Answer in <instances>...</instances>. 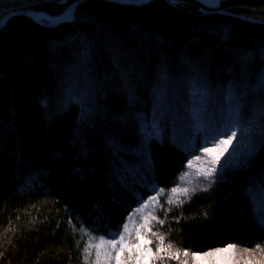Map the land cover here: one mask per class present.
<instances>
[{
    "label": "trees",
    "instance_id": "trees-1",
    "mask_svg": "<svg viewBox=\"0 0 264 264\" xmlns=\"http://www.w3.org/2000/svg\"><path fill=\"white\" fill-rule=\"evenodd\" d=\"M58 1L15 9L67 15L73 0ZM209 10L85 0L69 22L16 16L0 30V264H117L121 252L138 264L125 253L138 235L152 242L148 264L227 245L264 261V143L245 167L168 202L229 115L264 112V0ZM192 82L220 88L218 108L209 95L196 112ZM229 92L240 94L231 113Z\"/></svg>",
    "mask_w": 264,
    "mask_h": 264
},
{
    "label": "rangeland",
    "instance_id": "rangeland-1",
    "mask_svg": "<svg viewBox=\"0 0 264 264\" xmlns=\"http://www.w3.org/2000/svg\"><path fill=\"white\" fill-rule=\"evenodd\" d=\"M47 1L48 0H0V20L8 12L21 10L15 8L25 6L33 7L35 5L46 3ZM66 1L67 0H59L58 2L65 3ZM74 1L75 0H73L72 2ZM206 1L212 2V0ZM70 5L71 4H69V6ZM192 48L195 47L192 46ZM259 82H264V66L260 72ZM219 89L220 88H216V90L212 89L210 84L208 83L192 82L190 95L191 98L194 99L193 108L195 109V111L199 113L203 111V108L207 106L206 102L209 95L211 96L215 106L217 107V104L219 102L218 97L220 96ZM233 94L235 96L231 95L230 92L227 93L228 99H226V101H223V105L227 106L225 107V109H228L230 113V107L234 108L235 104L240 103V94H238V97L236 93ZM230 98L232 100H229ZM235 121L236 119L233 117V115H229L228 121L226 123L222 122V125H219V127L217 128L219 130L215 131L214 136L211 138L210 143H208L207 145V147H213L214 144L218 143L220 140L227 139V137L230 136L233 131L236 133V136L233 138V142L230 145L229 150L224 154L223 157H221L219 164L213 163L212 157L207 155L203 151V149L191 152L192 155L190 159L185 165L181 167L180 171L173 181V187L171 188L170 194L168 196L169 203L173 205L181 203L192 194L207 190L214 182H218L224 179V175H227L231 169H234L238 166L245 167L244 165L247 162L251 161L253 156L264 143V112L259 114L255 119H250L244 122L241 121L238 124L235 123ZM177 124V130H181L186 125L185 123L181 122H177ZM197 157H199V159H197ZM189 162H191V166H189ZM208 168L216 169L211 177H205V175H203V172ZM185 173H187L186 176H184ZM181 176H184V178L181 179ZM173 188H177L180 190L186 189L187 192L185 193L184 191H178L176 193H173ZM137 237L136 241L125 249V253L127 254V257L133 259L136 258L135 260H139L144 264L145 260H148L149 262L150 259H152L153 253L148 244L143 245L141 251H137L135 247V245L139 243ZM144 238L145 240H147L146 236H144ZM113 246L114 245L111 244V242L100 241L98 243L99 249L103 248V251L106 250L105 248H111ZM228 246L229 245L218 249L227 248ZM232 246L233 247L229 252L220 254L221 260L231 261V264H264V261L258 259L256 255L250 254L249 252L245 251V249L239 246ZM129 248H131V251H129ZM211 252H215V250ZM125 253L123 255H125ZM120 255H122V252L119 253V256ZM190 257L191 258L189 259L187 264H200V262L193 259L192 254ZM205 259L208 261V264H215L216 262L215 256L206 257Z\"/></svg>",
    "mask_w": 264,
    "mask_h": 264
},
{
    "label": "snow or ice",
    "instance_id": "snow-or-ice-1",
    "mask_svg": "<svg viewBox=\"0 0 264 264\" xmlns=\"http://www.w3.org/2000/svg\"><path fill=\"white\" fill-rule=\"evenodd\" d=\"M235 136H236V133L233 131L231 133V135L227 137V139L220 140L218 143H215L213 147H204L203 151L207 155L212 157L213 163L219 164L221 157H223L224 154L229 150V147L232 144L233 138ZM197 159H199V157H197ZM189 166H191V162H189ZM215 171H216L215 168H208L203 172V175H205V177H211ZM186 175H187V173L184 174V176H186ZM184 176H181V179H183ZM178 191H184L185 193L187 192L186 189H183V190H180L177 188L172 189L173 193H176ZM150 199L155 201L157 198L151 197ZM153 219H155V217H153ZM149 230H151V229L149 228ZM137 238L139 240V243L137 245H135L137 251H141L143 245L152 243L150 240H145L143 235H139ZM161 241H163V237H161ZM121 242H123V238H121ZM112 243L115 246V243H116L115 240H113ZM232 247H233L232 245H229L227 248L216 249L215 252L192 253V257L194 260L200 262V264H208V261L205 258L206 257H212V256L216 257L215 264H231V261L221 260L220 254L224 253V252H229ZM121 251H123V249H121ZM129 251H131V248H129ZM158 251H162V249H158ZM187 255H188V253L185 252V256H187ZM176 258H179L178 255ZM117 264H121L120 259H119V255L117 256ZM138 264H139V260H138ZM144 264H148V260H145ZM185 264H187V262H185Z\"/></svg>",
    "mask_w": 264,
    "mask_h": 264
},
{
    "label": "water",
    "instance_id": "water-1",
    "mask_svg": "<svg viewBox=\"0 0 264 264\" xmlns=\"http://www.w3.org/2000/svg\"><path fill=\"white\" fill-rule=\"evenodd\" d=\"M85 0H75L71 3L68 9V14L64 16H52L48 13L42 12V11H35V10H29V9H21V10H14L11 12H8L3 16V18L0 20V30L4 28L7 24V22L16 16H24L32 19L35 22L42 23V22H48L52 25H56L63 22H69L74 18V12L76 10V7ZM111 1L114 3L122 4V5H144L147 4L153 0H106ZM198 2L199 4L205 6L206 8H209L211 10H216L220 7V4L222 1L225 0H212V2H208L206 0H194Z\"/></svg>",
    "mask_w": 264,
    "mask_h": 264
},
{
    "label": "bare ground",
    "instance_id": "bare-ground-1",
    "mask_svg": "<svg viewBox=\"0 0 264 264\" xmlns=\"http://www.w3.org/2000/svg\"><path fill=\"white\" fill-rule=\"evenodd\" d=\"M105 1V0H104ZM114 3V2H113ZM179 6V5H178ZM204 7V6H203ZM208 10V9H207ZM209 11H211V10H209ZM18 17V16H17ZM14 18V17H13ZM46 23V22H45ZM3 29V28H2Z\"/></svg>",
    "mask_w": 264,
    "mask_h": 264
}]
</instances>
